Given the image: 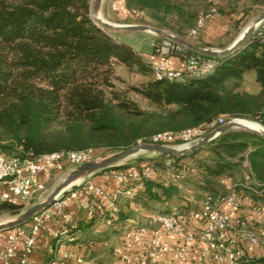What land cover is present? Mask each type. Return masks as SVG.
I'll use <instances>...</instances> for the list:
<instances>
[{
    "label": "trees",
    "instance_id": "obj_1",
    "mask_svg": "<svg viewBox=\"0 0 264 264\" xmlns=\"http://www.w3.org/2000/svg\"><path fill=\"white\" fill-rule=\"evenodd\" d=\"M208 1L124 3L131 16L129 23L149 21L184 37L196 27L201 11L209 8ZM248 1L264 7V0ZM92 3L0 0L1 154L39 157L88 149L97 155L118 152L151 143L157 134L198 128L220 117L264 126V43L260 38L253 36L228 57L204 56L217 61L215 71L204 79L155 78L132 45L95 24ZM215 8L225 15L220 5ZM186 55L198 54L187 50L176 54L182 59ZM118 70L141 74L146 80L123 87L125 80L117 75ZM246 83L254 89H246ZM189 158L195 159L206 189L222 177L235 176L246 159L254 179L264 184V138L258 135L232 130L195 154L181 158L158 155L148 160L157 169H168L165 160L181 165ZM178 193L177 186L148 181L138 203L145 207L150 202L169 203ZM130 205L131 200H122V222L130 219ZM23 209L0 203V214L18 215ZM93 225L94 221L79 222V233L90 231ZM112 231L118 235L119 229L115 226Z\"/></svg>",
    "mask_w": 264,
    "mask_h": 264
},
{
    "label": "built area",
    "instance_id": "obj_2",
    "mask_svg": "<svg viewBox=\"0 0 264 264\" xmlns=\"http://www.w3.org/2000/svg\"><path fill=\"white\" fill-rule=\"evenodd\" d=\"M211 17L212 14L201 16L189 35L196 38ZM254 36L264 43V27H256ZM185 50L171 40L158 45L155 51L158 62L149 63L153 76L184 81L204 79L215 71L217 61L201 55H186L180 68H172L170 57ZM229 121L220 117L198 128L160 133L151 143L189 148ZM156 156L149 154L151 158ZM97 158L92 149L39 157L0 153V203L24 208L39 204L47 199V180L51 174L64 173L67 166L76 168ZM169 163L168 178L175 181L196 174L194 168ZM119 167L86 177L28 224L1 232L0 264H33L31 257L36 243L53 221L60 226L50 233V264H91L67 249L78 242L80 235L78 224L70 220L73 203H78L86 221H94V234L115 226L119 229V242L113 248L119 264H264V184L254 179L247 159L243 162L242 178H220L217 191L208 195L197 210L186 213L174 207L150 213L144 217V223L135 219L122 222L121 202L124 199L131 200L133 205L138 202L146 191V182L158 181V169L152 161L140 169ZM98 178L103 185L97 183ZM111 184L116 185L112 192Z\"/></svg>",
    "mask_w": 264,
    "mask_h": 264
},
{
    "label": "rangeland",
    "instance_id": "obj_3",
    "mask_svg": "<svg viewBox=\"0 0 264 264\" xmlns=\"http://www.w3.org/2000/svg\"><path fill=\"white\" fill-rule=\"evenodd\" d=\"M208 3L210 4L209 8L206 11L202 10L199 18L203 15H208V14H212V17L208 22H206V25L204 26V29L202 30L200 37L198 38L191 37L189 35L191 30L189 32H186L184 37H181L171 32L170 30L161 29V28L159 29L165 31L168 34L174 35L180 39H184L190 43L200 46L202 48L224 50L220 48L221 45L226 46V48L230 47L234 43V41H236L239 38L241 33L250 24H252L258 17H260V15L264 12V7L253 6L251 2L248 0H209ZM114 5L115 4H113V8H115ZM218 5L224 8L225 15H220L219 13L216 12L215 6L217 7ZM99 15H101L103 19L114 24L148 25L155 27L149 21L144 22L135 19L132 23H118L111 20V19L113 20L116 19V17H114V15L112 14L104 15L100 13ZM259 27L260 28L264 27V22H262L261 25H259ZM118 34H125L126 38L123 37L121 38L123 40H126L130 45H132L134 49L139 54H141V56L144 59L145 57L151 54L153 47L154 49H156L158 45L168 40L166 38H163L162 36H158L156 34L149 32H121ZM114 35L116 36L117 34ZM145 61L148 63V65L150 62H152L149 59H145ZM117 75L120 76L123 80H125V84H121V86L123 87H125L126 85H130V86L139 85L140 83L146 80V78L141 74H137V73L130 74L125 70H118ZM245 88L248 90L254 89L250 83H246ZM135 99L139 101L143 107H145V103L142 102L138 97H135ZM233 131L247 132L246 130H242L238 128L233 129ZM176 146L179 148L180 144H177ZM114 153L116 152H102L101 154L98 155V158L110 156ZM198 157H201V155H199ZM148 158H149V154H141L136 158H131L125 161L122 165H120L119 168L140 169L142 166H144L145 164H147L149 161L152 160V159L148 160ZM168 163L169 160H165L166 167ZM173 163L174 162L172 161V163L169 164L172 165ZM176 166L177 167L185 166L187 168H194L196 170V174L193 176H188L183 180L175 181L173 180V178H168L167 169L159 168L158 172L160 174V177L157 182L166 186L169 185L177 186L179 188L178 195H175L172 198V200L169 201V203L150 202L148 203L147 207H145V205H143L142 203H138L139 201L134 203V205L133 202H131L130 207L138 211H135L133 209L129 210L130 212H132V214H130L129 217L130 219L139 220L140 222L144 223L146 219L142 216V213L150 214L157 212H165L174 207L185 209L186 213H190L194 210H197L200 207L201 203L205 200V198L208 195L214 194L215 190L218 189V182H215L209 189H206V187H204L203 183L201 182V177L199 175L200 171L199 169H197L195 165V159L192 158L186 159L181 163V165H176ZM74 169L75 168L67 166L66 171L64 173L51 174L49 176L47 180L48 195L46 198H48L52 194V192H54V190L64 181V179L68 176V174H70ZM243 173L244 170H241L240 172L236 173L235 176H233V178L236 180H240L243 176ZM27 209L28 208H24L18 215H11L6 212L1 213L0 222L15 220L20 215H22ZM107 239H108L107 241H109L107 246L104 245L97 246L86 254L88 262L93 261V264L119 263L118 260L113 255V247L118 244L119 238L118 236H116V238H114L113 240L109 238Z\"/></svg>",
    "mask_w": 264,
    "mask_h": 264
},
{
    "label": "water",
    "instance_id": "obj_4",
    "mask_svg": "<svg viewBox=\"0 0 264 264\" xmlns=\"http://www.w3.org/2000/svg\"><path fill=\"white\" fill-rule=\"evenodd\" d=\"M103 0H94L92 3L91 8V17L96 25H98L101 29L107 31L110 34H118L121 32H149L156 34L158 36H162L168 40H171L181 46H183L187 51L193 52L195 54L201 56H207L211 58H221V57H228L239 49L243 48L250 39L254 36V32L257 26H259L262 22H264V12L258 17L254 25L256 27H251L249 32L243 38H238L234 43L224 49V50H214V49H207L197 46L193 43H190L184 39H180L174 35L168 34L165 31L155 28L148 25H119L111 23L104 19L102 20V16L100 18L97 17L100 13L101 5ZM236 120L233 119L226 124H223L216 129L208 132L197 144L193 145L189 148H178V147H171L165 146L160 144H153V143H141L137 144L134 147L116 152L110 156H105L102 158H97L91 162L83 164L81 166L76 167L68 176L64 179V181L52 192V194L43 202L36 204L30 208H28L22 215H20L15 220H9L5 225L0 227V233L14 229L16 227L24 226L28 224L36 215L41 213L43 210L49 208L62 194L66 193L68 190L73 189L76 187L78 183H80L83 179L88 176L94 175L96 173H100L102 171L116 168L122 165L125 161L136 158L141 154H156L162 156H173L177 158L186 157L192 154H195L197 151L201 150L205 146H207L210 142L215 140L221 134L227 133L236 127L232 124V122ZM248 132V131H247ZM251 133V132H250ZM262 138H264L263 134H256Z\"/></svg>",
    "mask_w": 264,
    "mask_h": 264
},
{
    "label": "crops",
    "instance_id": "obj_5",
    "mask_svg": "<svg viewBox=\"0 0 264 264\" xmlns=\"http://www.w3.org/2000/svg\"><path fill=\"white\" fill-rule=\"evenodd\" d=\"M113 4H115V8H113ZM100 13L104 15H114L116 19H111L114 22L118 23H129L131 16L129 15L128 11L125 8V3L124 0H103ZM118 38L123 37L126 38L125 34H117L116 35ZM156 50L152 49V52L149 56L145 57V59H149L150 61L156 63L158 62V57L156 56ZM141 55V54H140ZM170 63L172 68H180L183 64V59L178 57V56H171L170 57ZM97 183L99 185H103V182L101 179H97ZM116 188L115 184H111L109 186L110 191H114ZM133 208L131 207V210ZM69 214H70V220L72 223L79 224V222H86V217L84 212L80 209L78 203H73L69 209ZM149 214L142 213V216L145 217ZM145 220V219H144ZM60 226L59 222L53 221L48 225V229L45 233L41 234L39 237L34 252L31 257V261L33 264H50L51 261V256L49 254V247L51 245V238H50V233L52 230L58 228ZM94 225L91 228L90 231H87L86 233H80L79 235V240L77 243L68 245L67 249L74 250L81 256H83L86 260V254L93 250L97 246H107L109 239H114L116 238L115 233H113L112 230L104 231L102 234H94ZM106 238V240H105ZM81 240L83 243H81ZM86 242V243H85ZM115 247V246H114ZM113 247V248H114ZM114 255V254H113ZM91 264H93V261H90ZM16 264V262L14 263ZM119 264V263H118Z\"/></svg>",
    "mask_w": 264,
    "mask_h": 264
},
{
    "label": "bare ground",
    "instance_id": "obj_6",
    "mask_svg": "<svg viewBox=\"0 0 264 264\" xmlns=\"http://www.w3.org/2000/svg\"><path fill=\"white\" fill-rule=\"evenodd\" d=\"M98 18H100V15L98 16ZM102 20L104 21V19L102 18ZM255 22V21H254ZM254 22L252 24H250L239 36L240 38H243L246 36V34L249 32V29L253 26L256 27V25H254ZM232 124L238 128V129H242V130H246L248 132L251 133H256V134H263L264 133V127L261 126L260 124L253 122V121H248V120H241V119H236L232 122ZM7 222H0V227L5 225Z\"/></svg>",
    "mask_w": 264,
    "mask_h": 264
}]
</instances>
